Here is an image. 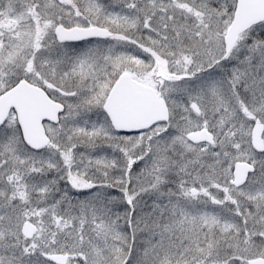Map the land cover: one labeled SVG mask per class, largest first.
Returning a JSON list of instances; mask_svg holds the SVG:
<instances>
[{"label":"snow or ice","instance_id":"1","mask_svg":"<svg viewBox=\"0 0 264 264\" xmlns=\"http://www.w3.org/2000/svg\"><path fill=\"white\" fill-rule=\"evenodd\" d=\"M0 264H264V0H0Z\"/></svg>","mask_w":264,"mask_h":264}]
</instances>
